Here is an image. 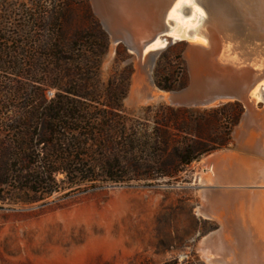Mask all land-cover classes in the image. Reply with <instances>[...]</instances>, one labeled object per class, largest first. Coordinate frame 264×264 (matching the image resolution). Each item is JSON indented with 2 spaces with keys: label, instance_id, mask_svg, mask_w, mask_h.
<instances>
[{
  "label": "rangeland",
  "instance_id": "374dc122",
  "mask_svg": "<svg viewBox=\"0 0 264 264\" xmlns=\"http://www.w3.org/2000/svg\"><path fill=\"white\" fill-rule=\"evenodd\" d=\"M96 1L0 0V264H207L198 251L202 242L220 232L228 246L236 236L199 214L201 192L237 189L212 184L219 161H210L243 153L237 136L246 116L251 111L264 118V50L224 34L225 59L238 66L235 72L251 69L253 83L261 79L248 109L241 102L195 106L188 97L194 78H228L207 61H193L194 51L187 53L188 44L211 41L205 33L215 20L202 2L176 0L165 21L168 37L179 41L140 60L125 43L113 42L140 38L111 26ZM55 6L60 10L49 14ZM46 39L67 50L55 58L35 51ZM18 42L23 45L15 54ZM165 52L164 75L176 87L170 92L154 80ZM30 95L29 108L57 95L69 102L77 99L72 95L89 98L91 128L78 136V124L69 123L64 132L67 140L87 146L75 143V151L63 155L37 145L43 116L37 108L25 109ZM187 145L199 159L177 167L175 152ZM166 168L178 171L165 176ZM226 250L208 249L207 257L240 259Z\"/></svg>",
  "mask_w": 264,
  "mask_h": 264
},
{
  "label": "bare ground",
  "instance_id": "6f19581e",
  "mask_svg": "<svg viewBox=\"0 0 264 264\" xmlns=\"http://www.w3.org/2000/svg\"><path fill=\"white\" fill-rule=\"evenodd\" d=\"M194 2L200 3L196 0H194ZM96 6L97 9L100 10L99 13L102 14L111 26H123L128 30L127 32H129V34L138 36L140 40H133L135 43L139 44L150 37L152 28L157 25L159 19L165 12L167 0H97ZM261 18L263 20L264 16ZM215 23L217 22L215 21L205 34H207L211 42L218 47L221 46L222 42L215 29ZM232 36L233 39H239L235 35ZM262 39L264 40V37ZM113 42L117 44L115 39ZM243 43L250 46V42L248 40L244 41V38ZM164 47L163 43L157 39L147 50H154L152 52L154 53ZM146 52L145 54H149V57L153 55L151 52ZM191 54H193L191 56L193 61H207V65L210 66V60L215 57L209 54L204 56L200 54V52L198 53L195 51L191 52ZM143 58L145 57H139L140 60H143ZM151 58H153V56ZM150 63L152 67L153 60ZM228 63L230 62L228 61ZM232 66L231 70L233 71L220 70L223 72L222 75L225 74L228 77L223 82L228 83L231 80L230 78H233L231 81H234L233 83L237 85L238 95L240 98H243L246 88H249L255 81L254 74L251 73L252 71L250 72L251 69H247L249 71L245 70L244 72L236 73L235 71H239L240 69H238V66ZM216 71L219 70L216 69ZM206 81H196L194 78V92H196L199 87L206 85ZM208 81L211 83L215 82L212 79ZM188 97L193 98L195 96L192 93H188ZM246 118L244 127L237 136L239 150L243 153L230 154L229 152L230 155L221 154L210 161H219L216 163V166L213 167L214 180L212 184L217 187L221 185H227L228 187L233 186L237 187V189L221 191L218 190V188H208L203 189L201 192L204 201L201 203V207L198 210L199 214L205 218L218 221L223 231L230 230L234 232L236 236L235 243H227L228 246L223 245L225 241H223L220 232L214 233V236L216 234L218 235H216L214 239L209 240L208 244L202 242L198 251L200 256L206 260L207 264H264V191H251L248 189L250 186L264 188V135H262L264 131V118H259L258 115L256 116L251 111ZM260 162L263 163L261 164ZM259 164H261V166ZM226 247H228V250L233 251L240 259L226 262L219 259H209L207 257L208 249L227 252ZM247 254H251L252 258H247Z\"/></svg>",
  "mask_w": 264,
  "mask_h": 264
},
{
  "label": "water",
  "instance_id": "95a60500",
  "mask_svg": "<svg viewBox=\"0 0 264 264\" xmlns=\"http://www.w3.org/2000/svg\"><path fill=\"white\" fill-rule=\"evenodd\" d=\"M202 2L206 14L214 19L215 29L219 34V39H221L222 45L216 47L214 43L208 40L207 45H196L188 44L187 53L190 54L191 51H199L203 55L209 54L213 55L214 60H212V67L216 70L230 69L233 67L231 63L224 58L223 48L225 43L228 41L227 36L224 35L229 33L235 35L240 39V42L248 40L250 46H255L256 48H262L264 50V0H196ZM176 0H167V7L162 17L159 19L156 26L152 28V33L150 37L144 40L142 43H135L131 37L120 38L115 37L116 43H125L127 50L131 56L135 59L146 57L149 54H145L149 46L154 43L157 39H160L166 43L165 47L158 50L161 52L167 48V46L174 44L176 41L174 38L168 37L169 27L167 22H165V17L168 10ZM225 31V32H224ZM152 53V52H151ZM231 80L233 78H230ZM261 77L256 83L252 84L249 88H246L244 92V100L240 98L237 92V85L234 81L228 83H216L206 81V85L200 88V90L195 91V87H191L189 93L197 94L193 98H190L189 102L192 105L199 107H210L213 105H219L222 103L229 102H241L245 108L248 109V101L250 100L251 90L254 86L258 84ZM244 90V89H243ZM220 155V154H218ZM217 155V156H218Z\"/></svg>",
  "mask_w": 264,
  "mask_h": 264
},
{
  "label": "trees",
  "instance_id": "16d2710c",
  "mask_svg": "<svg viewBox=\"0 0 264 264\" xmlns=\"http://www.w3.org/2000/svg\"><path fill=\"white\" fill-rule=\"evenodd\" d=\"M59 7H52V11H49V14L53 13H57L60 9H58ZM59 22L60 19H56V22ZM16 43V42H15ZM18 46L17 48L14 50L15 54H18V51L21 49L19 47H21L23 44V42H18ZM2 46H0V53H2ZM19 49V50H18ZM67 50V48L60 43V41L57 40H41L38 42V45L35 47V51H38L40 53H49L48 55L51 57H57L60 54H63L65 51ZM37 53V52H36ZM59 53V54H58ZM166 53H163L162 56L159 58L158 62H157V66L155 68V73H154V80H155V84L156 86L163 90V91H174L176 90V87L174 84H167L169 79H168V74L164 75L165 73V59H166ZM30 69L33 68L32 65L30 64ZM171 74H173L171 72ZM73 97H76L77 99L74 101L72 100L71 102L68 101V99L66 98H62L61 96L57 95L56 98L51 101V102H47L45 100H40L37 103L32 104L31 108H29V105L27 106L28 102L32 103L34 102V100L32 101V96L30 95V97L28 98L27 103L25 104V109L29 108L33 109V108H37L38 110H40V112L42 113L43 116V120H42V127L44 132L41 134V137H43V139H41L40 141L37 142V145H43L44 147L47 146L50 148V152L52 154L56 153V154H63L66 155L68 154V151L74 152L75 151V143H79L78 140L74 139V140H67L64 137V132H66L69 127V123H77L78 124V131L77 132L80 136L82 131H88V129H90V125L91 122H93L94 120L90 117V107L86 102H89L90 99L87 97H83V96H78V95H72ZM34 97H36L34 95ZM64 100H67L64 101ZM107 106V105H106ZM109 107V111L111 110V112H114L115 110H117L116 106H107ZM107 111V110H105ZM108 112H103V117L105 118L107 114H109ZM238 113H241V110L238 111ZM216 116L218 114L217 111H215ZM96 121V120H95ZM91 132V131H90ZM89 134L86 135V133L84 135H82V137L88 136ZM83 138V139H85ZM79 139L81 140V137H79ZM69 142L71 144H69ZM79 145V144H78ZM24 146L29 147V144H24ZM79 146L82 147H86L87 143L81 144ZM189 145H187L186 147L181 148L180 150L178 149L175 152L176 158H177V167L179 166H188L190 165L193 161L198 160L199 156H193V154L191 152L188 151ZM83 155H79L77 156V161L79 165H82V163L80 164V162H82V157ZM82 159V160H81ZM73 162H75V160H73ZM110 170H114V167L110 168ZM166 174L165 176H173L174 174L177 173V169H169L166 168ZM22 173L27 174L26 170H22ZM23 178H26L25 176Z\"/></svg>",
  "mask_w": 264,
  "mask_h": 264
},
{
  "label": "flooded vegetation",
  "instance_id": "af4514ba",
  "mask_svg": "<svg viewBox=\"0 0 264 264\" xmlns=\"http://www.w3.org/2000/svg\"><path fill=\"white\" fill-rule=\"evenodd\" d=\"M264 93V92H263Z\"/></svg>",
  "mask_w": 264,
  "mask_h": 264
}]
</instances>
